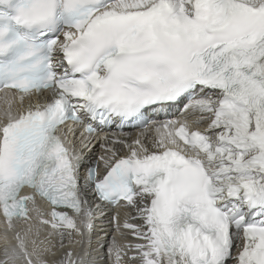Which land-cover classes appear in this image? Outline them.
Wrapping results in <instances>:
<instances>
[{
    "label": "snow or ice",
    "instance_id": "snow-or-ice-1",
    "mask_svg": "<svg viewBox=\"0 0 264 264\" xmlns=\"http://www.w3.org/2000/svg\"><path fill=\"white\" fill-rule=\"evenodd\" d=\"M0 91V264H100L90 197L108 264H264V0H0Z\"/></svg>",
    "mask_w": 264,
    "mask_h": 264
},
{
    "label": "bare ground",
    "instance_id": "bare-ground-1",
    "mask_svg": "<svg viewBox=\"0 0 264 264\" xmlns=\"http://www.w3.org/2000/svg\"><path fill=\"white\" fill-rule=\"evenodd\" d=\"M4 93V92H3ZM18 105H14L13 107H14V109H15V107H17ZM4 107H5V103H4V94H1L0 95V113H2L3 112V110H4ZM172 118H174V116L172 117ZM82 131V130H81ZM80 134H81V132L80 131H77V133H76V136L77 137H79L80 136ZM135 138V137H134ZM95 143H98V142H96V141H94L93 142V144L92 145H90L89 147L91 148V150H93V152L95 153V152H97V154H96V157H100L103 153H102V150L100 149V147H99V143L97 144V146L94 148V149H92V147L95 145ZM77 147H79V145L77 144ZM122 150L124 151V152H127L125 149H123L122 148ZM85 153H86V155L87 156H89L90 154H91V151L90 152H88L87 150H85ZM100 166H103V162L101 161L100 162ZM91 202H92V200H91ZM94 205H96V203L95 202H92ZM45 207H46V205H45ZM104 208H99V210L98 211H96V213H95V216H94V222H95V220L98 222V219H101L102 221H101V224L103 225V227H104V229H103V233H102V241H103V244L106 246V248H105V252L107 253V248H108V245H109V242L111 241V239H112V237L116 234V230L114 229L113 230V235H111V236H109L106 240H104V238L105 237H107L108 235H109V233L110 232H112L111 230H110V228H109V226H112L113 225V223H112V216L113 215H117L118 214V217H117V222L118 223H123V221H124V219H125V210L124 209H121V208H119L118 206H115L114 208H113V210L111 211V213L109 214L108 213V211H109V209H110V207L108 206V205H106V206H103ZM17 227L19 228V227H25V225H23V224H18L17 225ZM97 229V227L96 226H94V230H96ZM100 229V228H99ZM94 230H93V232H94ZM121 231L122 232H127V230H124V229H121ZM3 232H4V224H3V221H2V218H0V245H2L3 244ZM93 234V233H92ZM99 233H97V235H98ZM125 235H127V233L125 234ZM130 238H132V236L130 235L129 236ZM116 238H117V240L120 242V243H126V241H127V236H116ZM133 239H129V241H132ZM95 247V245L93 244V248ZM101 252H102V250H100ZM107 257V256H106ZM0 259H3V253H0ZM97 259L99 260V256H97ZM104 263H108L107 262V258L105 259L104 258V260H102V261H100V264H104Z\"/></svg>",
    "mask_w": 264,
    "mask_h": 264
},
{
    "label": "rangeland",
    "instance_id": "rangeland-1",
    "mask_svg": "<svg viewBox=\"0 0 264 264\" xmlns=\"http://www.w3.org/2000/svg\"><path fill=\"white\" fill-rule=\"evenodd\" d=\"M103 226V225H102ZM99 228L98 229H96V230H94V232H93V234H92V244H94L95 245V247L94 248H99V245L96 243L97 242V239H98V237H102V235H101V233L99 232ZM4 233V232H3ZM97 233H99L98 235H97ZM102 233H103V231H102ZM101 250V249H100Z\"/></svg>",
    "mask_w": 264,
    "mask_h": 264
}]
</instances>
